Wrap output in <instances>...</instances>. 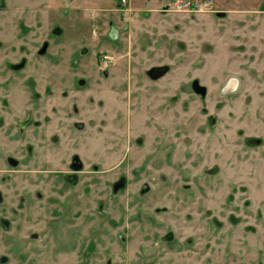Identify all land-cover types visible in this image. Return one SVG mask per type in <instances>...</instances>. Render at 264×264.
Masks as SVG:
<instances>
[{
	"label": "rangeland",
	"instance_id": "rangeland-1",
	"mask_svg": "<svg viewBox=\"0 0 264 264\" xmlns=\"http://www.w3.org/2000/svg\"><path fill=\"white\" fill-rule=\"evenodd\" d=\"M0 264H264V0H0Z\"/></svg>",
	"mask_w": 264,
	"mask_h": 264
},
{
	"label": "flooded vegetation",
	"instance_id": "flooded-vegetation-1",
	"mask_svg": "<svg viewBox=\"0 0 264 264\" xmlns=\"http://www.w3.org/2000/svg\"><path fill=\"white\" fill-rule=\"evenodd\" d=\"M192 86H195L194 88L196 89V91H198L199 93H203L205 92V89L203 86H200V85H196V83H193ZM74 166H78L79 165V162L77 161V158L76 156H74V162L73 164ZM173 237V233L172 231H168L166 232L164 235H163V239L165 240H169Z\"/></svg>",
	"mask_w": 264,
	"mask_h": 264
},
{
	"label": "built area",
	"instance_id": "built-area-1",
	"mask_svg": "<svg viewBox=\"0 0 264 264\" xmlns=\"http://www.w3.org/2000/svg\"><path fill=\"white\" fill-rule=\"evenodd\" d=\"M123 2L125 1V0H122Z\"/></svg>",
	"mask_w": 264,
	"mask_h": 264
}]
</instances>
